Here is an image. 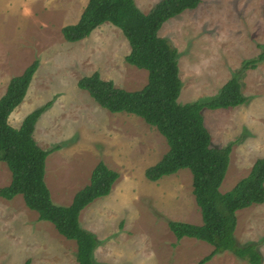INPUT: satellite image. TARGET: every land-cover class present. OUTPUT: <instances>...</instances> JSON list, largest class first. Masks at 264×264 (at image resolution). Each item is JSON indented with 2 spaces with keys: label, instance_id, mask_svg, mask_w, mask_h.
I'll list each match as a JSON object with an SVG mask.
<instances>
[{
  "label": "rangeland",
  "instance_id": "rangeland-1",
  "mask_svg": "<svg viewBox=\"0 0 264 264\" xmlns=\"http://www.w3.org/2000/svg\"><path fill=\"white\" fill-rule=\"evenodd\" d=\"M134 1L146 13L157 0ZM86 2L0 0V96L11 79L33 67L8 123L18 127L26 114L50 102L32 135L49 150L44 181L52 202L68 205L102 161L117 176L107 194L78 214L80 227L97 241L91 257L95 264H249L228 250L200 262L213 245L177 238L167 224L201 223L190 171L149 180L144 170L168 149L163 135L137 115L108 111L78 87V79L95 70L126 90L139 89L147 80L145 69L125 61L129 44L108 21L81 40H64L61 28L77 21ZM158 35L177 51V101L211 97L233 74L241 82V104L201 109L212 145L232 144L219 186L225 192L264 156V58L242 69L264 49V0H200L164 21ZM9 180L10 171L0 161V186ZM235 217L237 244L255 243L264 264V201L237 210ZM76 249L73 239L38 219L20 194L0 196V264H77Z\"/></svg>",
  "mask_w": 264,
  "mask_h": 264
},
{
  "label": "trees",
  "instance_id": "trees-1",
  "mask_svg": "<svg viewBox=\"0 0 264 264\" xmlns=\"http://www.w3.org/2000/svg\"><path fill=\"white\" fill-rule=\"evenodd\" d=\"M199 2L157 0L144 13L134 0H87L77 21L64 25L61 31L64 40L75 42L108 21L121 30L129 44L125 61L147 71L146 83L136 90L115 87L112 80L103 79L97 70L81 76L77 85L101 107L110 112L137 115L163 135L168 149L156 163L144 170L145 177L156 180L179 169L190 171L201 223L168 220L174 235L177 238L194 237L213 245L200 262L228 250L245 258L249 264H261V253L255 243L238 245L234 229L237 210L264 201V156L257 158L248 174L232 188L220 192L232 144L212 145L201 113L204 107L216 109L241 104L245 100L241 82L233 74L211 97L183 103L177 101L181 88L177 51L158 35L164 21L185 9H193ZM263 58L264 49L256 57L244 61L242 69L255 67ZM32 72L33 67H30L11 79L0 96V161L10 171L8 184L0 186V196L10 199L20 194L25 206L34 210L38 219L51 222L59 234L76 242L77 264H95L91 257L97 241L90 231L80 227L78 214L95 197L109 192L117 173L99 161L91 171L89 183L68 205L52 202L44 181L49 150L41 148L32 135L37 118L50 102L26 114L18 127L8 123L9 114L25 95Z\"/></svg>",
  "mask_w": 264,
  "mask_h": 264
}]
</instances>
